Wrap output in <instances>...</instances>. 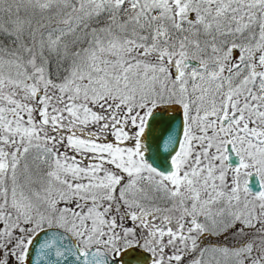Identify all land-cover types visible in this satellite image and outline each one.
<instances>
[{"label": "snow or ice", "instance_id": "6c2138e0", "mask_svg": "<svg viewBox=\"0 0 264 264\" xmlns=\"http://www.w3.org/2000/svg\"><path fill=\"white\" fill-rule=\"evenodd\" d=\"M0 264H264V0H0Z\"/></svg>", "mask_w": 264, "mask_h": 264}]
</instances>
